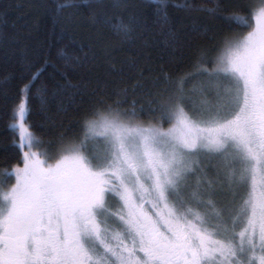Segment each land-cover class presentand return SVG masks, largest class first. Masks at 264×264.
I'll list each match as a JSON object with an SVG mask.
<instances>
[{
	"label": "snow or ice",
	"instance_id": "1",
	"mask_svg": "<svg viewBox=\"0 0 264 264\" xmlns=\"http://www.w3.org/2000/svg\"><path fill=\"white\" fill-rule=\"evenodd\" d=\"M260 3L255 29L226 41L208 73L221 102L199 119L185 111L183 95L162 110L175 120L168 131L98 114L86 122L84 140L64 149L70 157L44 167L31 151L40 141L21 102L15 127L30 162L0 174V189L16 177L0 190V264H264ZM96 136L104 137L103 150L85 155ZM201 157L219 161L213 176Z\"/></svg>",
	"mask_w": 264,
	"mask_h": 264
},
{
	"label": "trees",
	"instance_id": "2",
	"mask_svg": "<svg viewBox=\"0 0 264 264\" xmlns=\"http://www.w3.org/2000/svg\"><path fill=\"white\" fill-rule=\"evenodd\" d=\"M258 1L0 0V174L24 162L21 102L32 150L54 154L98 114L164 128L181 95L192 116L218 105L208 73L226 41L251 31Z\"/></svg>",
	"mask_w": 264,
	"mask_h": 264
},
{
	"label": "rangeland",
	"instance_id": "3",
	"mask_svg": "<svg viewBox=\"0 0 264 264\" xmlns=\"http://www.w3.org/2000/svg\"><path fill=\"white\" fill-rule=\"evenodd\" d=\"M258 3H259V5H258L257 9L261 6L260 0L258 1ZM257 9H256V10H257ZM255 27H256V20H255V18H254L253 27H252L251 31H253V30L255 29ZM251 31H249V32H251ZM249 32H247V33H245L244 35L239 36V37H237V38H233V39L231 38V39H229L228 41H236V40H240V39H242L243 37H245ZM224 47H225V44L223 45L222 49L220 50L218 56H219V55L221 54V52L223 51ZM218 56H217V57H218ZM217 57H216V58H217ZM214 66L216 67V61H215V63H214ZM215 67H214V68H215ZM224 86H225V87L227 86V82L224 83ZM222 92H223V88L221 89V95H222ZM216 97H218L217 94H216ZM206 103H207V102H206ZM203 105H206V104H203ZM208 106H210V105H206V106L202 107L201 110H199L198 113H195L196 115H194L193 117L196 118V119L201 118V117H202V110H203V108H206V107H208ZM185 111H186V110H185ZM186 112H188V113L191 115L190 111L187 110ZM203 118H206V117H203ZM120 119H121V118H120ZM121 120H122V119H121ZM122 121H124V122H126V123H129V124H131V125H140V126H142V127H155V128H160V129L163 130V131H168V130L171 129V128L174 126V124H175V120L172 119V118H170V124H169L167 127H164V128H162V127H160V126L153 125V124H145V123L131 122V121H128V120H122ZM95 138H99V139H96V140H94V141L88 143V149H89V152H85V153H84L85 155H89V153L94 149V147H95L97 150H101V151L103 150V147H104V143H103V142H104V137H103V136H96ZM31 151L37 153V159H39L40 161L43 162V166H44V167H48L49 165L54 166V165H55L60 159H62L64 156H69V157H70V156L72 155V153H71L70 151H64V150H63V152H61V153H59V154H57V153L54 154V153H51V152H48V151H44V150H42V151H38V150H37V151H34V150L31 149ZM28 152H29V149L27 148V149L25 150V152H24V162H23V164H22L20 167L15 168L14 170H16V169L23 170L24 167H25V164L30 162V161L26 160V154H27ZM43 152H47V153H48V156L46 157V156H44V155H41V153H43ZM200 159L205 160V163L202 165V167H203L204 169H206V170H207V169H211V171H208V175H209V176H213L214 171H215V163H218L219 161H216L215 163L209 164L207 161L211 160V157H201ZM14 170H12V171H10V172H13ZM3 173H4V172H3ZM5 173H6V172H5ZM193 182H194V181H193ZM15 184H16V177H15V176H12L10 179L7 180V183H6V184L3 186V188L0 189V190H2V191H4V192H7V191H9L12 187H14ZM145 186L147 187V184H146ZM242 194H243V193H242ZM106 199H107V195H106ZM116 199L118 200V198H116ZM224 203H225L224 199L221 198V200H220V206H223ZM113 204H115L114 201H113ZM145 207L150 209V208H151V205H150V204H145ZM237 231H239V229H237ZM257 252H258V251H257ZM257 252H256V256H257ZM138 255H140L141 257H143V253H138Z\"/></svg>",
	"mask_w": 264,
	"mask_h": 264
},
{
	"label": "flooded vegetation",
	"instance_id": "4",
	"mask_svg": "<svg viewBox=\"0 0 264 264\" xmlns=\"http://www.w3.org/2000/svg\"><path fill=\"white\" fill-rule=\"evenodd\" d=\"M260 254H261V253L258 251V252H257V257H258ZM257 264H258V262H257Z\"/></svg>",
	"mask_w": 264,
	"mask_h": 264
}]
</instances>
